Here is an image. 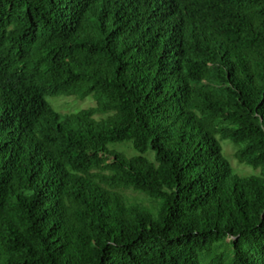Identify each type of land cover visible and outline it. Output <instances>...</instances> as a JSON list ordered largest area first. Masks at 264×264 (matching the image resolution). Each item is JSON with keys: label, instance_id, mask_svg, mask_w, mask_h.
Returning a JSON list of instances; mask_svg holds the SVG:
<instances>
[{"label": "trees", "instance_id": "obj_1", "mask_svg": "<svg viewBox=\"0 0 264 264\" xmlns=\"http://www.w3.org/2000/svg\"><path fill=\"white\" fill-rule=\"evenodd\" d=\"M0 264H264V0H0Z\"/></svg>", "mask_w": 264, "mask_h": 264}, {"label": "rangeland", "instance_id": "obj_2", "mask_svg": "<svg viewBox=\"0 0 264 264\" xmlns=\"http://www.w3.org/2000/svg\"><path fill=\"white\" fill-rule=\"evenodd\" d=\"M47 100L54 107V109L59 112L60 115L62 113H68L72 111H76L82 108H86L88 106L94 105L95 101L91 95H88L82 99H79L75 96H64L59 95L55 97H48ZM222 151L226 158L229 160L232 169L234 172L240 175H255L259 173V168H254L251 165L240 163L234 156V152L236 150V145L231 143L227 139H221ZM109 147H113L117 150L124 151L127 155L134 154L133 148L129 144L121 143L116 145H109ZM125 193L128 196L136 195L138 197H143L142 194L134 192L130 189L125 190ZM229 239H227L228 241Z\"/></svg>", "mask_w": 264, "mask_h": 264}]
</instances>
